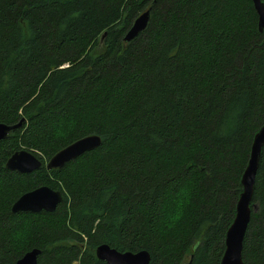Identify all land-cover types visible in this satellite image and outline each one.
<instances>
[{
	"label": "trees",
	"instance_id": "16d2710c",
	"mask_svg": "<svg viewBox=\"0 0 264 264\" xmlns=\"http://www.w3.org/2000/svg\"><path fill=\"white\" fill-rule=\"evenodd\" d=\"M20 121L0 140V264L34 248L38 264H107L103 243L221 264L264 124L253 0H0V122ZM94 134L62 168L6 167L21 148L48 161ZM42 185L62 191L55 211H12ZM251 209L243 258L264 264V147Z\"/></svg>",
	"mask_w": 264,
	"mask_h": 264
},
{
	"label": "water",
	"instance_id": "95a60500",
	"mask_svg": "<svg viewBox=\"0 0 264 264\" xmlns=\"http://www.w3.org/2000/svg\"><path fill=\"white\" fill-rule=\"evenodd\" d=\"M259 13V29L264 31V2L253 0ZM152 7L139 15L132 26L126 32L124 40L130 42L140 35L149 25ZM22 125V121L16 124L0 122V140L9 136L11 131ZM102 142L101 136L94 134L82 137L67 145L48 161H43L34 152L27 148L15 151L7 160L6 167L20 173H31L42 168H62L68 162L78 158L84 153L97 148ZM264 147V124L256 133L253 143L249 164L242 178L243 192L237 204L236 216L228 229L226 236V249L221 264H245L243 258L244 238L251 220V204L255 190L256 177L260 165L261 153ZM63 201V193L48 185L39 186L21 195L13 204L12 211L17 212H40L46 210L55 211ZM41 249L34 248L26 252L15 264H38ZM99 259L107 264H150L151 254L147 250L121 252L107 243L100 244L96 248Z\"/></svg>",
	"mask_w": 264,
	"mask_h": 264
},
{
	"label": "bare ground",
	"instance_id": "6f19581e",
	"mask_svg": "<svg viewBox=\"0 0 264 264\" xmlns=\"http://www.w3.org/2000/svg\"><path fill=\"white\" fill-rule=\"evenodd\" d=\"M258 15H259V13H258ZM252 151V150H251ZM250 160V159H249ZM249 164V163H248Z\"/></svg>",
	"mask_w": 264,
	"mask_h": 264
}]
</instances>
